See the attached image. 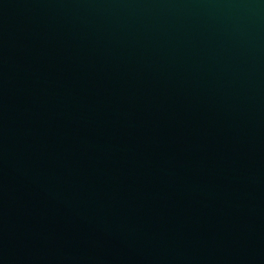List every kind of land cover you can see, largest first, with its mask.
<instances>
[{"label":"water","instance_id":"1","mask_svg":"<svg viewBox=\"0 0 264 264\" xmlns=\"http://www.w3.org/2000/svg\"><path fill=\"white\" fill-rule=\"evenodd\" d=\"M0 264H264V0H0Z\"/></svg>","mask_w":264,"mask_h":264}]
</instances>
